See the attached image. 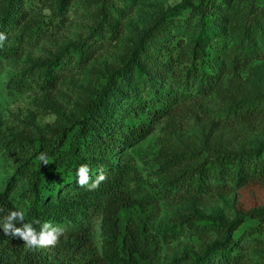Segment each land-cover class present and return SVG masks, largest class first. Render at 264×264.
<instances>
[{
  "label": "rangeland",
  "instance_id": "1",
  "mask_svg": "<svg viewBox=\"0 0 264 264\" xmlns=\"http://www.w3.org/2000/svg\"><path fill=\"white\" fill-rule=\"evenodd\" d=\"M205 2V6H201ZM10 0H0V33L9 54L0 53V191L11 182L15 210L25 222L30 198L28 178L18 172L20 152L32 147H8L9 139L54 137V130L79 117L106 74L118 68L144 30L161 14L180 5L143 40L130 82L118 79L124 90L115 95L111 121L133 120L137 105L164 104L148 133L127 145L118 155L126 164L128 184L137 195L157 191L165 178L220 150L246 151L264 142V0H16L2 20ZM208 4V5H207ZM200 9L206 14L211 36L199 35ZM198 53L197 70L186 82L188 70L182 50ZM63 52L62 60L47 73L46 63ZM182 73L181 71H184ZM132 84V86H129ZM134 91V92H132ZM256 97L262 108L253 119H239L230 107L234 99ZM146 114L143 113V116ZM178 151L182 162L162 170L159 155ZM264 207V177L203 192L176 186L160 199V212L141 215L152 231L162 221L188 213H204L232 221ZM126 217L136 211L125 213ZM102 212L98 201L79 223H51L64 229L55 247L40 248L48 260L59 264H94L103 255ZM249 216L244 227L257 224ZM28 223V222H26ZM37 232L41 226L35 228ZM177 236L163 240L161 259L185 264L189 254H199L222 238L216 226L178 223ZM247 229L235 234L237 244L229 264H264V231L259 240Z\"/></svg>",
  "mask_w": 264,
  "mask_h": 264
},
{
  "label": "trees",
  "instance_id": "2",
  "mask_svg": "<svg viewBox=\"0 0 264 264\" xmlns=\"http://www.w3.org/2000/svg\"><path fill=\"white\" fill-rule=\"evenodd\" d=\"M16 0H10L2 20H7L11 5ZM205 2L199 5L205 6ZM208 5V4H207ZM180 5L161 14L159 19L149 25L142 33L139 41L121 62V65L109 71L101 87L95 95L85 104L82 114L71 120L63 127L54 130V137L28 140L9 139L8 147L28 148L33 151L20 152L21 162L18 172L28 178L29 185L26 194L30 198L27 208L26 222L33 223V227H40L43 223L63 222L70 220L77 224L88 215L91 204L98 201L102 212L103 228V255L94 264H158L162 258L160 250L163 240L169 241L177 236L175 226L185 223L191 226H216L222 238L216 240L199 254L190 253L185 264H229L234 256L230 248L234 247L239 237L236 231L247 229L259 240H263L258 232L264 231V207L256 208L250 213H244L232 221H223L219 217L204 213L183 214L176 220L162 221L157 231H152L146 216L141 213L151 212L154 216L160 212V199L168 195L172 187L176 186L187 191L203 192L212 187L222 188L229 186V180L238 183L249 179L264 177V142L257 148L246 151L220 150L213 155H204L191 166H186L179 172L165 178L163 185L153 192L137 195L128 184L126 164L118 155L123 153L125 147L144 137L150 130L153 121L167 111L171 104V94L165 95L164 104L154 99V105H137L133 120L111 121L113 114V101L115 95L124 90L117 83L118 79L130 82L129 76L134 66H138V51L143 40L154 32ZM199 35L202 39L210 37L211 31L207 26L206 14L200 9ZM12 47H0V53L9 54ZM63 52L46 63L45 71L48 73L54 64L62 60ZM184 63V76L179 80L187 81L191 76L193 67L197 70L198 64L194 58L198 53L182 50ZM193 63V67L190 65ZM132 86V84H129ZM133 87V86H132ZM135 90L136 88L133 87ZM134 92V91H132ZM233 114L239 119H253L262 112L256 97L234 99L230 105ZM143 113L146 115L143 116ZM49 159L45 165L37 159L41 154ZM118 154V155H117ZM182 154L172 152L167 158L159 155L162 170L179 165ZM81 165L90 169L91 181L102 171L107 179L94 190L87 186L78 185L77 170ZM0 191V222L11 211L15 210L10 197L11 182ZM90 181V182H91ZM136 211V215L126 217L125 213ZM249 216L258 219L257 224L244 227ZM39 221V224L35 223ZM21 227L20 222L15 223ZM0 264H59L44 256L37 248L30 249L25 242L13 235L5 234L0 226ZM163 264H170L164 262Z\"/></svg>",
  "mask_w": 264,
  "mask_h": 264
},
{
  "label": "clouds",
  "instance_id": "3",
  "mask_svg": "<svg viewBox=\"0 0 264 264\" xmlns=\"http://www.w3.org/2000/svg\"><path fill=\"white\" fill-rule=\"evenodd\" d=\"M6 39L4 33H0V47L3 46V41ZM37 159L43 164H49L48 157L41 153ZM90 169L87 165H81L77 170L78 185L81 187L87 186L89 190H94L101 182L107 179L106 175L101 171L100 174L91 181L89 175ZM91 181V182H90ZM20 222L21 227H16L15 223ZM35 223L39 224V221ZM0 226L3 227L5 234L17 236L25 242V246L30 249L37 247L47 248L55 247L60 240V237L64 234V229L59 226H53L49 222H45L41 225L39 232L33 227V223L25 222V213L23 210L11 211L6 217L0 222Z\"/></svg>",
  "mask_w": 264,
  "mask_h": 264
}]
</instances>
